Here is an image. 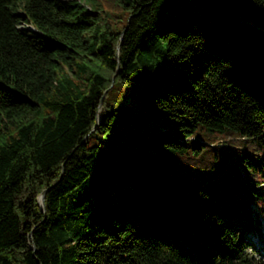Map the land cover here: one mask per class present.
Returning a JSON list of instances; mask_svg holds the SVG:
<instances>
[{"label": "trees", "instance_id": "trees-1", "mask_svg": "<svg viewBox=\"0 0 264 264\" xmlns=\"http://www.w3.org/2000/svg\"><path fill=\"white\" fill-rule=\"evenodd\" d=\"M263 215L264 0H0V264H264Z\"/></svg>", "mask_w": 264, "mask_h": 264}, {"label": "rangeland", "instance_id": "rangeland-1", "mask_svg": "<svg viewBox=\"0 0 264 264\" xmlns=\"http://www.w3.org/2000/svg\"><path fill=\"white\" fill-rule=\"evenodd\" d=\"M38 203L40 205L39 197ZM41 207V206H40ZM253 208V207H252ZM259 227H264V215L259 217ZM245 237L252 242L253 250L251 251L253 255L259 256L261 258H264V247L261 245V243L256 239L255 235L251 233H247ZM246 250H249L250 248L246 247Z\"/></svg>", "mask_w": 264, "mask_h": 264}, {"label": "water", "instance_id": "water-1", "mask_svg": "<svg viewBox=\"0 0 264 264\" xmlns=\"http://www.w3.org/2000/svg\"><path fill=\"white\" fill-rule=\"evenodd\" d=\"M48 187H50V186H47L46 188H44L43 190H41V192L39 193V201H40V206H41V208H42V205H43V194H44V192H45V190H47L48 189Z\"/></svg>", "mask_w": 264, "mask_h": 264}]
</instances>
